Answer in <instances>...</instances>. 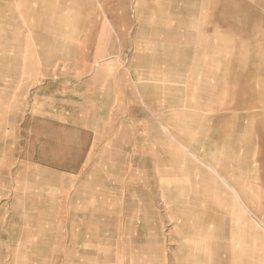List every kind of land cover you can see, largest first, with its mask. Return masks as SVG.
I'll use <instances>...</instances> for the list:
<instances>
[{
  "label": "rangeland",
  "instance_id": "374dc122",
  "mask_svg": "<svg viewBox=\"0 0 264 264\" xmlns=\"http://www.w3.org/2000/svg\"><path fill=\"white\" fill-rule=\"evenodd\" d=\"M177 6L170 17L166 0H0V264H264V211L198 194L197 153L149 146L157 119L199 124L218 107L206 121L226 126L246 102L228 52L220 80L188 82L187 98Z\"/></svg>",
  "mask_w": 264,
  "mask_h": 264
},
{
  "label": "crops",
  "instance_id": "0c3cea01",
  "mask_svg": "<svg viewBox=\"0 0 264 264\" xmlns=\"http://www.w3.org/2000/svg\"><path fill=\"white\" fill-rule=\"evenodd\" d=\"M240 1H243L242 3L249 10L240 12L239 7L235 6L233 11H220L218 10L220 0H166L170 17L174 14L173 9L179 4L177 14L180 17L182 37L181 59L175 60L174 65L180 66L181 82H187V86L188 82L208 83L213 77L220 80L221 52H228L229 58L223 66L233 68L234 75L244 79L245 96L241 98L243 97L246 102L234 103L235 109L225 113L235 117L234 122L226 126H222L219 122L212 124L207 122L211 120V116L219 113L220 109H216L218 107L210 109L209 113H206L208 117L202 113L203 122L199 124L195 119L186 123L185 117L196 116L191 113L181 114L185 121L180 123L179 127H176V123H169L166 120L162 123L157 119V123L152 128L158 134L153 137L154 140L150 141L149 146L156 149L180 147L187 154L197 153V163L202 166V169L198 168L201 173L198 174L197 186L199 190L202 189L198 194L204 195L205 188H212L214 195L242 197L244 211H264V104L260 103V107H257L252 103L253 99H264V0ZM124 32V28L118 31L120 35ZM222 36L228 38L227 43H221ZM153 41L159 42V40ZM168 51L171 52V48ZM148 58L152 62L160 61L159 59L169 61L168 57L158 59L149 56ZM192 68L195 69L196 74ZM237 69L240 71L237 72ZM174 72L166 73L174 74ZM82 82L79 81L80 84ZM184 92L187 98L192 94L188 86ZM201 97V100L210 98L204 91H197L196 98L199 100ZM170 110L164 109L163 113H170ZM238 116H243L244 122ZM253 117L259 118L258 122L248 123L247 119ZM139 129L136 128L137 131ZM176 131L179 132L180 142L173 143L174 146L171 141ZM173 137L177 138V136ZM116 146L122 145L118 143ZM133 146L141 148L138 141L136 145L134 142ZM156 153L161 155L158 150ZM168 154L170 152L165 155ZM252 197L258 199L260 197L263 207L253 208Z\"/></svg>",
  "mask_w": 264,
  "mask_h": 264
},
{
  "label": "bare ground",
  "instance_id": "6f19581e",
  "mask_svg": "<svg viewBox=\"0 0 264 264\" xmlns=\"http://www.w3.org/2000/svg\"><path fill=\"white\" fill-rule=\"evenodd\" d=\"M7 9V8H6ZM2 11H4V10H2ZM8 11H9V9H8ZM14 51V50H13ZM22 57V56H21ZM18 59V58H17ZM28 59V58H27ZM176 196H179V195H176ZM192 196V195H191ZM193 198V197H192ZM191 198V199H192ZM193 200V199H192ZM199 202V201H198ZM203 202V201H202ZM189 204H191V203H189ZM193 204V203H192ZM198 204V203H197ZM195 205V204H194ZM209 206V205H208ZM181 207V206H180ZM184 207V206H183ZM194 208L196 209L197 207H196V205L194 206ZM198 208H201V206H199ZM172 209V208H171ZM177 209V208H176ZM182 210V209H181ZM197 210V209H196ZM198 210H200V209H198ZM208 210V209H207ZM142 211V210H141ZM191 211H192V209H191ZM202 211H204V210H202ZM178 212V211H177ZM196 212V211H195ZM203 213V212H202ZM190 214H193V211H192V213H190ZM197 214V213H196ZM171 215V214H170ZM194 215V214H193ZM199 215H201V214H199ZM203 215V214H202ZM201 215V216H202ZM212 215H213V211H212ZM230 215V214H229ZM172 217H173V214L171 215ZM190 216V215H189ZM200 216V217H201ZM222 216V215H221ZM199 217V218H200ZM223 217V216H222ZM227 217H228V215H227ZM230 217H231V215H230ZM179 218V217H178ZM181 218V217H180ZM187 218V217H186ZM194 218V217H193ZM202 218V217H201ZM213 218V217H212ZM182 219H184L183 217H182ZM188 219H189V217H188ZM191 219V218H190ZM196 220V219H195ZM182 221V220H181ZM189 221V220H188ZM224 221V220H223ZM176 222V221H175ZM198 222H200V221H198ZM212 222V221H211ZM219 222V221H218ZM231 222V221H230ZM182 223V222H181ZM197 223V222H196ZM192 224V223H191ZM217 224V223H216ZM179 225V228H180V224H178ZM188 225V224H187ZM218 225V224H217ZM198 226V225H197ZM204 227H205V223H204V225H203ZM214 226V225H213ZM212 226V227H213ZM176 227H178L177 225H176ZM185 227V226H184ZM183 227V228H184ZM187 228L189 227V225L188 226H186ZM201 227V226H200ZM217 227V226H216ZM196 228H199V227H196ZM231 228V227H230ZM212 229V228H211ZM186 230V229H185ZM209 230H210V228H209ZM188 231V230H187ZM200 231V230H199ZM199 231H198V233H199ZM217 232H218V230H217ZM180 233V232H179ZM187 233V232H186ZM211 233V232H210ZM209 233V234H210ZM213 233H215V232H213ZM231 234L232 233H225V237H223V238H225L226 239V242H228L229 240H230V237H232L231 236ZM104 236V235H103ZM212 236H213V234H212ZM179 237V236H178ZM210 237H211V235H210ZM220 237V236H219ZM219 237H217V238H219ZM187 238V237H186ZM209 238V237H208ZM175 239V238H174ZM188 239V238H187ZM213 239H214V237H213ZM178 240V239H177ZM215 240V239H214ZM218 240V239H217ZM221 240V239H220ZM245 240V239H244ZM246 240H247V238H246ZM172 241V240H171ZM223 241V240H222ZM250 241V240H249ZM208 243V242H207ZM245 243V242H244ZM221 244H223V243H221ZM125 245H126V243H125ZM163 245V244H162ZM161 245V246H162ZM216 245H217V243H216ZM157 246V245H156ZM158 246H160V245H158ZM197 246V245H196ZM222 246V245H221ZM205 247V246H204ZM153 248V247H152ZM157 249H158V247H156ZM223 248V247H222ZM242 248H243V246H242ZM248 248V247H247ZM162 249V248H161ZM220 249V248H219ZM156 250V249H155ZM221 250H223L224 251V249H221ZM220 250V251H221ZM249 250V249H248ZM152 251V250H151ZM196 251V250H195ZM219 251V250H218ZM76 252V251H75ZM165 252V251H164ZM210 252V251H209ZM222 252V251H221ZM82 253V252H81ZM156 253V252H155ZM220 253V252H219ZM219 253H218V255H219ZM79 254V253H78ZM153 254V253H152ZM158 254V253H157ZM162 254V253H161ZM185 254V253H184ZM206 254V253H205ZM222 254H224V253H221V255ZM249 254H250V252H249ZM105 255V254H104ZM110 255V254H109ZM209 255H210V253H209ZM208 254H207V256H209ZM228 255V254H227ZM92 256V255H91ZM107 256V255H106ZM176 256V255H175ZM109 257H112V256H109ZM227 257H229V255L227 256ZM226 257V258H227ZM237 257V256H236ZM244 257H247L246 255L244 256ZM184 258V257H183ZM209 258V257H208ZM235 258V257H234ZM218 259H219V256H218ZM217 259V260H218ZM237 259V258H236ZM146 260V259H145ZM148 260V259H147ZM178 260V259H177ZM208 260V259H207ZM229 260V259H228ZM209 261H210V258H209ZM225 261H227V260H225ZM230 261V260H229ZM229 261H227V262H229ZM134 262V261H133ZM184 262V261H183ZM223 262V258H222V261H221V263ZM226 262V263H227ZM135 263V262H134ZM181 263V262H180ZM210 263V262H209ZM218 263V262H217ZM220 263V262H219ZM220 263V264H221ZM223 263H225V262H223ZM230 263V262H229ZM196 264V263H195ZM228 264V263H227Z\"/></svg>",
  "mask_w": 264,
  "mask_h": 264
}]
</instances>
